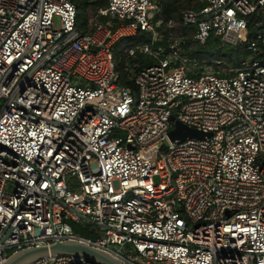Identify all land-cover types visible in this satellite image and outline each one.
Masks as SVG:
<instances>
[{
    "label": "built area",
    "instance_id": "1",
    "mask_svg": "<svg viewBox=\"0 0 264 264\" xmlns=\"http://www.w3.org/2000/svg\"><path fill=\"white\" fill-rule=\"evenodd\" d=\"M88 1L107 4L91 33L70 0H0V264L66 241L123 264H264V59L221 73L186 50L253 28L261 54L264 0H200L180 22L159 0ZM172 117L212 136L172 142Z\"/></svg>",
    "mask_w": 264,
    "mask_h": 264
},
{
    "label": "trees",
    "instance_id": "2",
    "mask_svg": "<svg viewBox=\"0 0 264 264\" xmlns=\"http://www.w3.org/2000/svg\"><path fill=\"white\" fill-rule=\"evenodd\" d=\"M77 8V28L83 33H91L95 29V17L99 9L107 6L104 1L90 2L88 0H70ZM163 3L162 18L168 22L175 20L180 22L182 20V13L187 10L200 11L205 6L200 0H159ZM184 32L194 31V28L180 26ZM253 28H250L249 38L240 43L238 46L225 44L221 38L210 37L205 46L194 45L191 39H187V56L192 64L204 67H214L218 69L220 66L223 69L230 67L238 68L244 60H263L264 50L261 54L249 51V41L253 36ZM150 37L145 33H139L136 37L129 40H122L118 44V49L124 45L134 43L135 45L150 43ZM141 66L147 67L155 64L152 59H142ZM119 82L126 88L132 87L127 73L124 71V61H118ZM76 233L84 237H90L88 232L81 231L74 227Z\"/></svg>",
    "mask_w": 264,
    "mask_h": 264
},
{
    "label": "water",
    "instance_id": "3",
    "mask_svg": "<svg viewBox=\"0 0 264 264\" xmlns=\"http://www.w3.org/2000/svg\"><path fill=\"white\" fill-rule=\"evenodd\" d=\"M172 120L175 122V128L169 134L172 142H183L187 139L203 140L212 136L211 133L205 134L203 132L189 128L181 122L176 121L174 117H172ZM57 253L85 256L100 264H123L104 252L73 241H66L45 247L26 249L14 254L4 264H29L40 257Z\"/></svg>",
    "mask_w": 264,
    "mask_h": 264
},
{
    "label": "rangeland",
    "instance_id": "4",
    "mask_svg": "<svg viewBox=\"0 0 264 264\" xmlns=\"http://www.w3.org/2000/svg\"><path fill=\"white\" fill-rule=\"evenodd\" d=\"M192 65H195V64H192ZM190 68H191V70L194 69L193 66H190ZM203 69H204V70H210V71H219V72H221V73H223V72L226 73V72H228L229 70L234 69V68H233V67H230L229 69H223V68L220 66L218 69H216V68H214V67L204 66ZM93 229H94V228H93Z\"/></svg>",
    "mask_w": 264,
    "mask_h": 264
}]
</instances>
